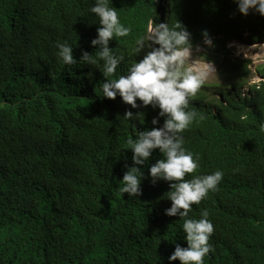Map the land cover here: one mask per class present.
Instances as JSON below:
<instances>
[{
	"label": "trees",
	"instance_id": "16d2710c",
	"mask_svg": "<svg viewBox=\"0 0 264 264\" xmlns=\"http://www.w3.org/2000/svg\"><path fill=\"white\" fill-rule=\"evenodd\" d=\"M160 1L161 14L172 10L173 26L179 22L191 33L193 47L204 32L214 39L213 59L230 84L201 85L190 106L203 119L183 133L184 147L199 156L186 179L224 173L189 213L199 218L207 208L213 223L212 251L203 264H264V66L257 68L263 82L244 93L250 74L227 49L234 40L264 44V17L241 15L235 0ZM93 3L0 0V264H169L175 246H187L183 220L164 214L171 204L163 198L168 182L148 178V167L162 158L158 150L137 166L143 170L139 197L119 193L125 165L133 166L126 141L156 127L153 118L163 122L158 109L101 97L99 69L65 65L55 55L63 41L77 61L81 51L94 52ZM110 6L131 27L127 37L109 43L126 54L118 67L127 69L143 57L130 52L132 42L151 20L162 21L154 17L159 2L111 0ZM74 86L86 90L70 92ZM126 110L141 117L127 122Z\"/></svg>",
	"mask_w": 264,
	"mask_h": 264
},
{
	"label": "clouds",
	"instance_id": "9594fccd",
	"mask_svg": "<svg viewBox=\"0 0 264 264\" xmlns=\"http://www.w3.org/2000/svg\"><path fill=\"white\" fill-rule=\"evenodd\" d=\"M157 1V11L161 14L162 3ZM235 3L236 10L241 15L246 16L252 11L264 17V0H235ZM110 5L111 0H94L88 9L99 25L96 32H92L93 39L90 38V45L95 49L93 53L81 51L77 61L72 55L73 46L63 41L56 43L55 55L65 65L88 64L99 69L105 77L96 88V91L100 90L102 93L101 97L115 99L119 96L122 104L132 109L147 111L150 106L158 109L157 117H162L163 122L153 118L151 124L156 127L136 131L134 137H129L126 141L132 152L133 166L125 165L127 170L119 180V193H126L131 198L139 197L143 170L137 166L147 165L153 150H158L162 158L148 167V178L153 184L159 180L168 182L170 190L163 198L171 204L164 210V214L169 217L178 216L183 220L180 230L187 245L181 247L177 244L167 259L169 264L172 261H179V264H203L204 258L212 251L209 238L214 230L213 223L209 219L207 208L200 210L199 218L190 217L189 213L193 211V205H199L207 197L209 191L217 189L224 173L222 170H215L209 174H195L190 179L185 178L195 173L199 167L198 154L194 156L184 147L183 137L184 131L195 120L203 119V115L190 106L191 98L201 88L207 75L194 68V62L198 58H193V50L199 45L193 47L191 33L179 22L173 26L172 10L166 8L165 12L170 14V18H162L159 24L151 20V27L148 24L146 33L132 42L130 52L134 55L142 52L143 57L134 60L127 69L121 70L118 66L125 61L126 54L113 51L109 43L114 37H127L131 27L121 24L118 10ZM202 35L201 43L211 45L207 33ZM246 45L253 47L260 44ZM228 46L227 49L231 51ZM231 52L233 57V51ZM199 58L213 72L211 64L205 62L203 57ZM120 72L126 74L110 78ZM78 80L82 81L83 78L79 77ZM73 88L81 87L74 86L69 91L72 92ZM137 117H141V113L134 115L132 111L126 110L122 119L129 122ZM145 118L147 121L151 120L148 116ZM138 123L141 130L144 125L142 122Z\"/></svg>",
	"mask_w": 264,
	"mask_h": 264
},
{
	"label": "rangeland",
	"instance_id": "374dc122",
	"mask_svg": "<svg viewBox=\"0 0 264 264\" xmlns=\"http://www.w3.org/2000/svg\"><path fill=\"white\" fill-rule=\"evenodd\" d=\"M151 27V24L149 28ZM244 41L234 40L229 44L228 48L233 51L232 61L239 63L243 67H247L249 72V79L247 80V85L242 88L244 93H248L249 89L261 82L258 76L257 68L264 66V44L259 46L248 47V45L242 43ZM199 47L193 50V58H198L194 62V68L206 73V78L204 80L205 84L211 86H228V80H226L225 75H223L221 66L222 64L215 61L213 56V40H211V45H205L204 43L198 44ZM203 57L205 62H209L212 66L213 72H211L207 65L202 61ZM222 62V59H221ZM216 96V95H215ZM217 97V96H216Z\"/></svg>",
	"mask_w": 264,
	"mask_h": 264
},
{
	"label": "bare ground",
	"instance_id": "6f19581e",
	"mask_svg": "<svg viewBox=\"0 0 264 264\" xmlns=\"http://www.w3.org/2000/svg\"><path fill=\"white\" fill-rule=\"evenodd\" d=\"M156 16H159L161 18H165V19H169L170 18V14L166 11V12H163L162 14H157L155 15L154 17ZM91 89V88H90ZM80 91H85L86 88H79Z\"/></svg>",
	"mask_w": 264,
	"mask_h": 264
}]
</instances>
